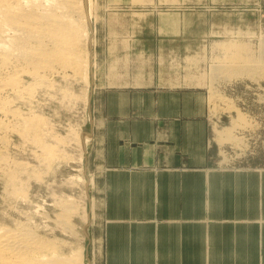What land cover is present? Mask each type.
I'll use <instances>...</instances> for the list:
<instances>
[{"label": "rangeland", "instance_id": "374dc122", "mask_svg": "<svg viewBox=\"0 0 264 264\" xmlns=\"http://www.w3.org/2000/svg\"><path fill=\"white\" fill-rule=\"evenodd\" d=\"M90 9L88 82L50 74L52 85L35 82L31 106L15 102L23 115L50 130L42 135L45 145H38L21 121H10L21 131L10 130L0 151V212L13 210L23 221L37 214L33 222L50 219L54 226L63 198L73 197L80 207L70 217V230L58 227L48 234L65 251L83 245L84 264H103L104 191L92 150V120L104 89L113 85L119 68L149 63L164 69L175 83L196 87L207 98L211 165L264 168V63L257 66L264 57V0H90ZM140 47L155 56L132 55ZM14 170L24 194L19 200H13L8 181Z\"/></svg>", "mask_w": 264, "mask_h": 264}, {"label": "crops", "instance_id": "0c3cea01", "mask_svg": "<svg viewBox=\"0 0 264 264\" xmlns=\"http://www.w3.org/2000/svg\"><path fill=\"white\" fill-rule=\"evenodd\" d=\"M143 65L118 69L92 120L103 264H264V168L211 165L203 92Z\"/></svg>", "mask_w": 264, "mask_h": 264}, {"label": "bare ground", "instance_id": "6f19581e", "mask_svg": "<svg viewBox=\"0 0 264 264\" xmlns=\"http://www.w3.org/2000/svg\"><path fill=\"white\" fill-rule=\"evenodd\" d=\"M90 11V0H0V151L3 149L6 142H8V132H10V130L16 131L20 129L17 128L18 126L16 127L13 125L10 122L11 120H16L17 122L21 121L25 130L30 132L32 137H36V143H41L42 138H44L42 135L45 134L47 130H50L47 126V128L45 127L46 124L44 125L43 123L42 125V122L34 121L33 118L28 117L30 115H23L21 112L22 110L14 106L15 102L18 100H24L27 104L32 103L31 100L35 98V91L38 90L36 89V83H39V86L40 84L43 85L49 82L51 84L49 76L55 73H58V75L59 73H63L64 75L62 76H65V78L74 77L75 80L82 79L88 82V80H86L87 74L89 73L87 42L89 38ZM259 62L260 63L257 64L258 67L263 65L264 57H262ZM26 76H30L32 78L31 81L34 83L28 84L25 81ZM55 76L58 77L57 75ZM60 76L61 75H59V77ZM53 81L54 80H52V82ZM51 85H49V87ZM47 87L48 86H46V88ZM63 91L64 90H62V92ZM46 92L49 91L47 90ZM83 98L84 97H82V99ZM33 115L32 117L35 118ZM39 121L41 120L39 119ZM18 123L15 124L17 125ZM25 130L23 132L24 134H26ZM19 131H21V129L18 130V132ZM10 133L12 134V132ZM76 137L78 138V136ZM41 145L45 144L41 143ZM48 157L49 156H47V158ZM17 173L18 172L14 170L12 174H10V179H8L14 188V190L12 189L13 194L11 193V196L14 197H12L13 200H19L21 197L20 194L24 195L21 192L23 190L18 187L19 183H17V181L19 180V176ZM25 196L23 197L24 199H26ZM31 200L29 199L28 201L31 202ZM60 202L58 203L60 204ZM14 203H12V206ZM61 203L64 205L63 212L61 211L62 213L57 216L58 218H56V222L54 221V226L50 225V219L43 220L39 224L35 221L36 219L33 222L35 215H37L35 212L40 213L41 210H35V215L30 216L28 221L21 220L22 218H19V216L18 218L13 217L11 213L13 210L11 208L12 211L10 213L6 210L3 212L1 211L0 264H84L85 252L83 245L73 244L65 251V249L62 248L64 243L60 244L57 241L59 238L51 237V234H48V231H54L58 227L68 230L71 226L69 225L70 217H74L75 213L73 214V212L80 207L77 205L75 199L70 196L63 198V202ZM33 210L31 211L32 213ZM44 217L50 218V216H45V214ZM24 218L28 219L29 216L28 218Z\"/></svg>", "mask_w": 264, "mask_h": 264}]
</instances>
